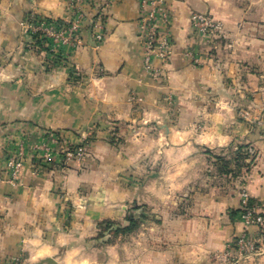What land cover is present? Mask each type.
Wrapping results in <instances>:
<instances>
[{
	"label": "crops",
	"instance_id": "obj_1",
	"mask_svg": "<svg viewBox=\"0 0 264 264\" xmlns=\"http://www.w3.org/2000/svg\"><path fill=\"white\" fill-rule=\"evenodd\" d=\"M40 3L41 0H0V70L13 64V78L0 81V264L13 257L24 264L28 253L23 251V241L37 239V230L42 233V244L59 248L60 259L79 245L73 242L61 247L57 243L59 238L73 233L78 238L87 230L96 234L85 237L81 244L90 246L89 251H97L99 264H109V246L133 245L137 240L145 242L154 259L159 260L157 254H166L163 264H191L182 251L191 245L189 225L204 219L211 228L216 218L204 215V210L213 201L227 203L221 213L226 216L218 221L226 229V238L211 243H222L226 248L223 253L210 249L202 264H237L234 246L236 237L241 235L237 227L242 221L235 210L241 208L236 194L241 193L249 183L247 177L264 160V94L258 90L264 88V79H259L264 75L261 64L239 62L241 83L248 84L250 76L256 77L257 83L255 87L249 86L246 102L235 110L237 122L229 120L219 126L224 134L235 137L232 143L219 150L221 156L215 158V163L208 159L211 166H201L200 179L177 192L172 200L164 202L153 196L149 203L140 197L151 181L164 183L168 160L163 155L154 160V150L132 163L129 156H135L136 151L129 153V149L137 146L131 138L142 133L147 144L158 140L161 132L170 138L173 128L179 131L193 124L198 129L205 124L211 128L214 121H205L197 112H216L221 91L216 89L215 80L208 82L214 65H220L223 78L219 83L225 89L232 84L223 64L234 51V47H227L234 46V40L220 30L209 36L195 30L192 15L202 11L195 6V0L187 5L183 15L179 8L173 11V0H163L158 5L167 16L161 15L158 25L161 34L171 41V53L165 61L158 56L149 57L143 42L141 0H91L76 4L61 0L59 15H45L38 10ZM235 3L247 11L249 0ZM78 9L84 13L78 32L67 33L50 47L38 45L26 32L33 19L70 26L78 19ZM243 23L255 24L258 38L264 39L259 36L264 31V19L248 15L243 17ZM121 24L127 26L133 39L121 36L118 41L113 40ZM98 33L104 35L100 42L96 40ZM255 60H260V56ZM72 73L77 74L75 79ZM97 79L105 81L114 102L99 106L88 95L90 85ZM54 84L56 87H52ZM145 113L158 114L163 124L160 120L147 125L139 123L146 118ZM120 116L124 118L117 119ZM132 120L138 123L134 125ZM111 125L120 128V144L112 139ZM245 131L248 135L240 140ZM79 132L86 133L87 139ZM37 144L51 149L55 160L46 162L34 156L32 159ZM83 144L87 145L83 159L65 160L59 156L63 148ZM240 148L247 152L249 171L238 166L237 155L243 152ZM19 151L27 155L25 167L17 179H11L6 160ZM257 174L264 176V168ZM97 179L102 185L99 190ZM105 192L121 207L98 208ZM78 199L84 201L81 206L86 212L80 211ZM251 199L260 211L264 210V199ZM131 214L139 218L135 231L107 241L99 237L104 222L101 218L124 224ZM89 216L91 226L86 219ZM244 232L261 246L258 241L263 240V234L257 226ZM47 259L51 261L44 259L39 264H57L56 257Z\"/></svg>",
	"mask_w": 264,
	"mask_h": 264
},
{
	"label": "clouds",
	"instance_id": "obj_2",
	"mask_svg": "<svg viewBox=\"0 0 264 264\" xmlns=\"http://www.w3.org/2000/svg\"><path fill=\"white\" fill-rule=\"evenodd\" d=\"M192 2L193 0H184L183 4H181L180 0H173L172 9L175 11L179 8L181 15H183L184 11L188 10L187 5ZM195 6L198 10L202 9V14L206 13L207 16L211 17L210 20H205L206 24H216L219 22L217 27L220 32L224 33L226 38L234 40V46L227 45L228 48L234 47V51L228 62L223 64L226 75L232 80V84L225 89L224 85L219 83L223 78L219 71L220 65H214L212 68L213 75L208 82L210 83L211 80H215L217 82L216 89L221 91L220 99L216 104V112L214 115L208 114L206 110H203L202 113L200 111L197 112L198 115H203L205 121H214L211 128L207 124H205L203 129H198L195 124L179 131L173 128L170 138L166 137L164 132H161L158 140H153L147 144L142 138V133H137L131 138V142L137 146L136 149H129V153L136 151L135 156H129L132 163H136L142 156L151 155L154 150V160H159L162 155L168 160V165H166L167 171L163 176L164 183L160 184V180L151 181L150 185L145 188V195L140 197L149 203H152L153 196L164 202L172 200L177 192L183 191L193 181L200 179L202 172L201 166H211L207 162L208 159L211 158L213 163H215V158L221 156L219 150L226 149L235 139L234 136L224 134L219 126L226 124L229 120L237 122L235 110L242 102H246V92L250 90L249 86L255 87L257 83V78L252 76L249 77L248 84L241 83L239 62L243 60L254 61L255 63L261 64L262 69H264V39L258 38V30L255 24L243 23V17L248 15L260 16L261 19H264V0H249L246 12L236 6L235 0H195ZM61 7V0H41L38 10L43 11L45 15L49 12H55L59 15V9ZM253 9L256 10L255 13H253ZM185 23H190V21L186 20ZM242 23L244 25L243 30L240 27ZM121 36L127 37L129 40L133 39L131 32L123 24L117 27V33L113 36V40L118 41ZM259 36H264V31H260ZM40 55L45 56V53L41 52ZM258 55L260 56V60H255ZM233 60L237 61V63H232ZM212 63V61H209V64ZM167 67L171 68L170 65ZM12 78L13 64H9L7 68L0 70V81L11 80ZM259 79H264V75ZM52 87H56V85L54 84ZM258 90L264 94V88ZM88 95L99 106L114 102V97L108 91L103 79L93 80L88 90ZM250 107H253V105H250ZM245 115L248 116L249 120L252 119L250 114L245 113ZM145 117L139 123L147 125L152 120H160L161 124L164 122L155 113H145ZM123 118V116L117 117V119ZM132 123L135 125L138 121L132 120ZM79 135H81L80 132ZM247 135L248 132L245 131L240 137V140H243L244 136ZM81 137L87 139L86 133H83ZM236 144H239V141H236ZM169 145L171 147H168ZM208 153L211 154L210 157L206 155ZM261 155L264 156V153ZM260 168H264V160H261L258 168L254 169L252 175L247 177L249 183L244 186L247 189V193L237 192L236 194L238 199L245 201V204L248 200V194L252 197L264 199V176L257 174ZM157 185H160V187H157ZM101 187V182L97 179L96 189L99 190ZM90 199H97V197H90ZM100 200L101 204L98 205V208L111 209L121 207L120 204L115 202L114 197L107 192H105ZM83 203L84 201L80 199L76 201L82 213L87 211L81 206ZM226 208L227 203H217L215 201L205 207L204 215H212L216 218L211 228L206 226L207 221L204 219L195 221L189 225L191 245L182 251L185 258L191 264H202L210 249L217 250L219 253L225 252L226 246L224 244H212L211 241H222L226 238L224 235L226 229L218 224V221L225 218L226 215H221V213L225 212ZM235 210L240 211V209ZM257 211L259 212L260 210L258 209ZM86 219L89 222L88 226H91V217H86ZM100 221L105 220L101 218ZM124 226L130 227L128 221H124ZM108 227L109 224L105 223L104 228L107 229ZM246 228L251 229L252 226L245 222L238 223L237 232L243 234ZM120 230H122L121 227ZM113 231H115V228H113ZM99 232H101V229H99ZM95 234L85 230L80 233L78 238L74 233L67 236L62 235L57 242L59 246L64 247L73 242L79 246L72 247L66 252L63 259H60L59 248L53 249L50 246L42 244V240L40 239L42 233L37 230V239L23 241V251L28 253L24 264H39L41 260L51 257L57 258V264H99L97 251H89L90 246L81 244V241L85 237ZM110 235L105 234L101 239H109ZM258 242L261 244L259 250L254 251L252 247H249V254L245 256L241 253L237 264H239V261H244V264H264V240ZM106 251L108 256L111 257L109 264H163V261L167 258L166 254H157L159 260L154 259L153 253L149 251L143 240L134 241L133 245H112Z\"/></svg>",
	"mask_w": 264,
	"mask_h": 264
},
{
	"label": "built area",
	"instance_id": "obj_3",
	"mask_svg": "<svg viewBox=\"0 0 264 264\" xmlns=\"http://www.w3.org/2000/svg\"><path fill=\"white\" fill-rule=\"evenodd\" d=\"M163 0H141V10L142 18L140 23V34L143 38V42L146 46L149 57L158 56L163 60H167L171 53V41H169L166 35H162L159 29L158 20L161 17L167 16V13L161 8L158 4ZM86 3L91 2V0H72L73 4L76 3ZM78 19L74 21L70 26L63 22L50 23L45 19H38L37 23H31L26 27V32L36 33L41 31L45 37L51 39V41L57 42L61 39H64L66 31L69 29L74 33H77L79 30V21L80 18L84 16L83 11L78 9ZM210 20L211 17L207 16L206 13L202 14L201 12H195L192 15V24L197 32L202 35H212L216 34L219 31L217 24H206L205 20ZM104 38L103 33L96 34V40L98 42L102 41ZM149 61V59H148ZM150 67V62L147 65ZM157 74V72H155ZM33 153L34 157H41L45 161L50 162L55 160V154L51 149L47 148L45 145H36ZM87 151V145H79L63 148L60 151L59 156L63 157L65 160L71 159H82ZM23 151L10 154L7 157V165L9 168V174L11 179H17L25 166L26 157ZM241 193H247L246 187H242ZM258 206L252 202L251 195L248 194V200L245 204V201L241 199V208L238 213L242 222L248 223L251 226H257L259 231L263 234L264 240V210L257 211ZM235 249L237 251L235 257H238L241 253L245 256L248 253V248L252 247L254 251H258L260 245L251 238L246 232L239 235L235 239Z\"/></svg>",
	"mask_w": 264,
	"mask_h": 264
},
{
	"label": "trees",
	"instance_id": "obj_4",
	"mask_svg": "<svg viewBox=\"0 0 264 264\" xmlns=\"http://www.w3.org/2000/svg\"><path fill=\"white\" fill-rule=\"evenodd\" d=\"M38 19H33L32 23H37ZM30 37L35 40V42L40 45V46H45L48 45L50 47V45L53 44V42L51 41V39L47 38L44 36V34L39 31L36 33H31ZM48 48V47H47ZM240 150H242V148H240ZM243 151V150H242ZM246 158H247V152L243 151H239L238 155H237V160H238V166H242L244 168L245 171H249L250 169V163L246 162ZM220 159V158H219ZM239 211H236V214H238ZM111 221V222H110ZM127 221L130 225V227H125L124 224L119 223V222H115L112 220H106L102 223V232L99 235V237H102L103 235H105L106 233H111L113 235H125L128 234L129 232L133 231L137 226L139 221L136 220L134 218L133 215H129L127 217ZM108 223L109 227L107 229L104 228V224ZM114 223V224H113ZM120 227L122 230H120ZM113 228H115V231H113Z\"/></svg>",
	"mask_w": 264,
	"mask_h": 264
},
{
	"label": "rangeland",
	"instance_id": "obj_5",
	"mask_svg": "<svg viewBox=\"0 0 264 264\" xmlns=\"http://www.w3.org/2000/svg\"><path fill=\"white\" fill-rule=\"evenodd\" d=\"M72 31L71 30H67L66 31V34L65 35H67V33H71ZM73 34H74V32H72ZM217 33H218V31H217ZM64 38H65V36H64ZM77 77V74L76 73H72V78L73 79H75ZM112 126V125H111ZM117 126L116 125H113L112 126V128H111V133H112V139L115 141V142H117V143H121L122 142V137H120L119 136V131H120V128L118 129V127L116 128ZM118 132V133H117ZM111 139V140H112ZM83 145H85V144H83ZM11 154H13V153H11ZM26 158H27V155L25 156ZM32 159H33V154H32ZM83 159V158H82ZM77 160H81V159H77ZM47 162V161H46ZM6 163H7V160H6ZM25 167V166H24ZM23 167V168H24ZM7 168H8V165H7ZM8 171H9V168H8ZM22 171H23V169H22ZM135 209V208H134ZM131 215H133V214H131ZM134 216V218L136 219V220H138L139 221V218H136V216L135 215H133ZM138 226H139V223H138ZM138 226L133 230V231H135L137 228H138ZM133 231H131V232H133ZM131 232H129V233H131ZM128 233V234H129ZM106 234H111V233H106ZM122 235V234H121ZM117 236H119V235H113V234H111L110 235V238L109 239H113V238H115V237H117ZM109 239H102L103 241H107V240H109ZM16 257H13V260H9L10 258H7L5 261H4V263L3 264H19L18 262H17V259H15Z\"/></svg>",
	"mask_w": 264,
	"mask_h": 264
},
{
	"label": "water",
	"instance_id": "obj_6",
	"mask_svg": "<svg viewBox=\"0 0 264 264\" xmlns=\"http://www.w3.org/2000/svg\"><path fill=\"white\" fill-rule=\"evenodd\" d=\"M46 261L50 262V261H51V259H46Z\"/></svg>",
	"mask_w": 264,
	"mask_h": 264
}]
</instances>
